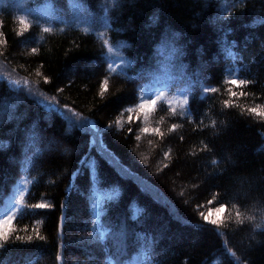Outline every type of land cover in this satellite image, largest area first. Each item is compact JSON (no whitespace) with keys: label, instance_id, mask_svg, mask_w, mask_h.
<instances>
[{"label":"trees","instance_id":"16d2710c","mask_svg":"<svg viewBox=\"0 0 264 264\" xmlns=\"http://www.w3.org/2000/svg\"><path fill=\"white\" fill-rule=\"evenodd\" d=\"M0 63L105 146L0 79V264H264V0H0Z\"/></svg>","mask_w":264,"mask_h":264},{"label":"rangeland","instance_id":"374dc122","mask_svg":"<svg viewBox=\"0 0 264 264\" xmlns=\"http://www.w3.org/2000/svg\"><path fill=\"white\" fill-rule=\"evenodd\" d=\"M0 65L3 67H0V79L6 80L9 85L13 86L14 88L28 89L29 91H25L28 92L31 96H33L40 104L42 103L41 105H43L47 110H53L57 112L63 117L77 123L81 129L87 131L91 137V144H93L94 146H99L100 143L102 144L101 133L98 130L96 123L92 119L83 116L82 114L75 111L69 106H60L55 102L48 101L37 87L30 84L26 79L9 73L6 66L2 63H0ZM39 99H41V102L39 101ZM50 143L52 144V148L54 150L64 152V145H62L58 141L54 142L53 139H51ZM25 146L29 147L30 144H28V142L26 141ZM221 215L222 212H217V210H211L207 213L206 217L208 221H211L220 218Z\"/></svg>","mask_w":264,"mask_h":264},{"label":"snow or ice","instance_id":"6c2138e0","mask_svg":"<svg viewBox=\"0 0 264 264\" xmlns=\"http://www.w3.org/2000/svg\"><path fill=\"white\" fill-rule=\"evenodd\" d=\"M19 23L22 26L21 27V34H23L24 29L27 28L29 25L27 24V22L25 21V19L23 17L20 18ZM44 31L45 32H49V31H51V29L45 28ZM105 43H107V41H105ZM108 50L111 52L112 51V48L109 47ZM33 51L35 52V49H33ZM173 52L175 53L176 52V49H173ZM104 83H105V85H107L108 81L105 80ZM230 83H232L234 85L235 84H241V85H243V84L248 83V81H244V80H239V81L238 80H232V81H230ZM205 91H212V92H214V91H216V89L215 88L205 89ZM156 103H157V101L155 99H148L145 102L140 103L138 107H139V110L141 112H145L146 113L147 110L153 108L156 105ZM183 103L187 104L188 101L187 100H184ZM128 111L129 112H133V111H135V109L129 108ZM252 111H255V109H252ZM144 131L147 132L148 129L145 128ZM155 131L157 132V134L162 135V133H159L158 130H155ZM137 139H139V137H137ZM22 202H23V196H21V203ZM32 207L33 208H41L42 209V208L49 207V205H46V204H35V205H32ZM223 211H225V209L223 207L217 209V212H223ZM205 219H207V217H205ZM8 222L9 221H6L4 223L7 224ZM210 223L213 224V225H215V224H217V221L216 220H211ZM8 238H9V236H8L7 233L0 232V247H3V242H6L8 240ZM39 238L40 239H43V237H39ZM17 239H19V237ZM28 240L31 241L32 240V237L29 236L28 237Z\"/></svg>","mask_w":264,"mask_h":264}]
</instances>
